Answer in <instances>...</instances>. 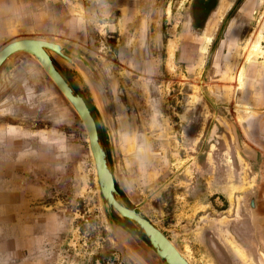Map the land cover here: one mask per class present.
Returning a JSON list of instances; mask_svg holds the SVG:
<instances>
[{"label":"rangeland","instance_id":"1","mask_svg":"<svg viewBox=\"0 0 264 264\" xmlns=\"http://www.w3.org/2000/svg\"><path fill=\"white\" fill-rule=\"evenodd\" d=\"M116 1L123 7L140 5L147 29L144 71L130 74L133 85L126 88L125 97L116 99L113 112L102 89L91 81L104 105L118 184L128 203L179 243L187 260L212 264L202 242L214 237L200 229L209 214L206 205L218 192L213 186L218 169L230 171L225 195L235 190V183H242L238 191L257 189L256 205L250 207L255 229L261 226L254 225L261 220L252 214L257 205L264 214V123L257 121L264 111L252 106L247 90L256 61L264 60V41L247 60V51L256 42L254 33L264 26V0H219L201 30L188 21L194 0H0V18L4 24L28 27L16 39L50 40H59L57 32L65 20L79 18L84 45L90 47V51L80 48V55L98 70L96 78L106 91V54L113 48L106 22L120 16L113 12ZM187 49L194 54L189 58L194 67L176 60V53L184 57ZM18 59L19 83H28L36 92L29 105L34 114L20 115L35 120H0V127H23L22 123L35 127L28 135L0 134V174L47 187L50 208L64 210L76 226L75 240L83 242V255H101L109 243L114 245L116 229L106 217L86 129L36 61L24 53ZM15 109L19 111L18 106ZM204 112V127L198 126L200 118L192 126L188 114L204 117ZM236 139L257 151L259 159H246ZM216 203L220 209L226 207L223 199ZM258 240L264 245V233ZM252 245L257 246L255 240ZM204 248L215 252L207 242ZM233 250L249 261L244 251Z\"/></svg>","mask_w":264,"mask_h":264},{"label":"crops","instance_id":"2","mask_svg":"<svg viewBox=\"0 0 264 264\" xmlns=\"http://www.w3.org/2000/svg\"><path fill=\"white\" fill-rule=\"evenodd\" d=\"M27 28L18 27L14 23L4 24L0 18V49L8 42L16 39L18 33H22ZM57 33L60 35L59 41L74 49L70 53L73 62L92 81L93 79L89 74L91 71L88 70L90 63L79 52L83 49L90 51V47L86 48L84 45V38L79 39V33L66 26L63 28L61 26ZM44 37L41 39L50 40L49 37ZM18 54L10 57L0 68V120H35L33 116L20 115L29 113V109H31L29 105L33 102L36 92L28 83H19L18 81L17 72L20 68ZM28 56L36 61L30 55ZM36 63L39 65L37 61ZM39 67L42 68L40 65ZM45 75L47 77L46 73ZM250 79L247 90L252 106L264 111L263 59L256 61ZM9 105H14L13 111L9 109ZM16 106H18L19 111L15 109ZM29 114L34 113L30 112ZM198 114H193L194 119L200 118L203 122L207 119V117L198 116ZM257 121L259 124L264 123V114L260 115ZM22 124L23 127L19 124L8 127L1 126L0 134L4 136L18 133L28 135L30 131H33L31 129L35 127V123H31V126ZM192 134H196L195 130ZM16 180L17 178L13 176L0 174V264H107V259L114 254L116 257L118 256L117 258L122 256L125 264H165L134 233L122 227L117 228L113 222L112 229H116L114 231L116 234L114 245L111 246L109 243L104 251L100 252L101 255H98L96 251H94L96 252L95 255L90 257L83 255V242L75 240V234L78 231L76 226H72L64 210L54 211L50 208L49 189L42 185L29 184L25 179ZM234 210L230 207L228 210L221 211L219 209L220 212L214 210L212 212V209L209 208L208 216L204 217V223L200 230H203V234L209 231L208 236L215 238L213 246L216 250H214V254L212 252L207 253L204 248L206 242L209 246L211 244L210 240H206L204 243L202 242V251L206 256L211 257L208 256L212 264L251 263L233 250L238 248L243 253L244 247L242 245L235 242L236 245L233 246L226 239L227 232L231 231L232 226L229 215L234 214ZM261 220H263L262 232L264 233V216H261ZM171 241L182 253L179 243L173 239ZM221 244L228 249L231 248V250L224 251ZM7 255L9 258H6ZM189 261L194 264L190 259Z\"/></svg>","mask_w":264,"mask_h":264},{"label":"water","instance_id":"3","mask_svg":"<svg viewBox=\"0 0 264 264\" xmlns=\"http://www.w3.org/2000/svg\"><path fill=\"white\" fill-rule=\"evenodd\" d=\"M73 51L71 46L59 40L17 38L0 49V68L18 53L28 54L39 63L86 129L100 193L107 206L106 217L117 228L134 233L165 264H191L162 230L127 202L112 164L109 130L103 118L104 105L92 82L73 62L70 55ZM236 141L238 150L246 159H259L257 151L242 145L238 139ZM258 212L260 217L263 216L259 207Z\"/></svg>","mask_w":264,"mask_h":264},{"label":"flooded vegetation","instance_id":"4","mask_svg":"<svg viewBox=\"0 0 264 264\" xmlns=\"http://www.w3.org/2000/svg\"><path fill=\"white\" fill-rule=\"evenodd\" d=\"M219 0H194L192 6L190 8V12L188 15L189 24L191 27H195V29H203L206 27L209 18L212 13H215L214 5H217ZM220 2V1H219ZM222 2V0H221ZM126 6V7H125ZM124 7L121 5L119 1H116L114 5L113 12L120 16H114V19H110L106 22L107 24V33L112 40L110 44L112 45L111 53L106 54V61L108 63V86H106V91L103 86L100 85L98 79L96 78V73L98 70L94 65H91V61H89L91 68V72L89 73L94 82L97 83L98 87L101 88L102 95L104 99L109 101V104L112 105L109 107L112 112L114 110V103L117 98H122L126 96V88L133 85L131 82L130 74L133 72H143L144 71V62L145 60L142 58L146 57V39H147V29L145 13L141 11L140 5H135L133 7ZM217 7V6H216ZM124 8V9H123ZM220 10V8H218ZM145 16V17H144ZM65 26L66 22L71 29H75L77 33H79V39L84 38L83 32L81 31V21L79 18L67 19L64 21ZM132 23V24H131ZM131 24V25H130ZM80 27H78V26ZM64 26H62L63 28ZM49 29V28H48ZM82 32V33H81ZM208 38V36L206 37ZM206 48L204 49V51ZM184 51V50H183ZM184 57H181L180 51L176 53V60L181 61V66L194 67L192 60L190 61V56L194 54L190 53L191 51L187 49L184 51ZM192 54V55H191ZM195 58V57H194ZM92 60V64H93ZM186 61L187 64H184ZM102 86V87H101ZM199 98V97H198ZM204 117H207L206 113H203ZM188 119L192 121V126H194L195 119L193 115L188 114ZM206 120L200 123L198 126L202 129L201 126L204 127L206 124ZM197 127V126H196ZM219 130V129H218ZM230 168L231 165L229 164ZM232 172V171H231ZM230 174V171L227 173L226 171L218 169V173L216 175L217 181L214 182V197H211V201L207 203V207L210 209L213 208L214 211H219L220 208L216 205L217 199H223L225 208L220 209L228 210L230 208V202H232L231 208H234V214H230L231 220V231L227 232L226 239L230 242L231 245H242L244 247V253L247 255L249 262L251 260L255 263L258 262L257 258V247L259 245V238L262 236L263 232V220L259 219L257 229L252 226V218L250 216V207L254 203L256 205V197H257V189H245L243 191H238L237 189L241 188L242 183H235V190L232 192H227V195L224 192L227 191L226 185L227 181L231 180L230 177L227 176ZM234 184V183H232ZM215 194H220L221 196H216ZM231 194L233 197L231 198ZM223 196V197H222ZM208 199V198H207ZM209 200V199H208ZM220 212V211H219ZM170 240H172L168 235H166ZM215 240V238H214ZM256 241L257 246L253 248L252 241ZM235 242H238L235 244ZM211 247L215 249L213 246V240L210 239ZM262 243H260L261 245ZM264 247V245H262ZM255 250V253L251 252V249ZM113 257V258H112ZM118 257V256H117ZM116 255H112L107 259V264H125L122 256L117 258Z\"/></svg>","mask_w":264,"mask_h":264},{"label":"bare ground","instance_id":"5","mask_svg":"<svg viewBox=\"0 0 264 264\" xmlns=\"http://www.w3.org/2000/svg\"><path fill=\"white\" fill-rule=\"evenodd\" d=\"M258 30H256L255 33H254V36L256 37L255 38L256 42L252 43L251 44V47L247 51V56H248L247 57V60H250L252 56L256 55V53L261 50L260 49V44H261L262 41H264V26L261 27L259 31ZM171 46H174V44H172ZM172 49H174V48H172ZM170 55L173 56V52H171ZM240 77H241V75H240ZM258 213L259 212L256 209L252 212V214L255 217V219H257L258 217H260ZM254 225L259 226V225H257V223H254ZM258 247H259L258 248L259 261H260L261 264H264V247L262 246V244L259 245Z\"/></svg>","mask_w":264,"mask_h":264}]
</instances>
